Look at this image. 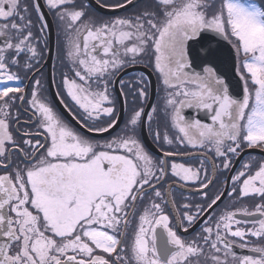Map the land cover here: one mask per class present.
<instances>
[{
  "label": "snow or ice",
  "instance_id": "snow-or-ice-1",
  "mask_svg": "<svg viewBox=\"0 0 264 264\" xmlns=\"http://www.w3.org/2000/svg\"><path fill=\"white\" fill-rule=\"evenodd\" d=\"M0 264H264V0H0Z\"/></svg>",
  "mask_w": 264,
  "mask_h": 264
},
{
  "label": "flooded vegetation",
  "instance_id": "flooded-vegetation-1",
  "mask_svg": "<svg viewBox=\"0 0 264 264\" xmlns=\"http://www.w3.org/2000/svg\"><path fill=\"white\" fill-rule=\"evenodd\" d=\"M54 34H53V36H52V38H51V41H50V47H52L53 49H54ZM54 54V53H53ZM52 67H53V60H51V59H49L48 61H47V68H46V71L48 72V73H51V71H52ZM153 95H155V80L153 79Z\"/></svg>",
  "mask_w": 264,
  "mask_h": 264
}]
</instances>
